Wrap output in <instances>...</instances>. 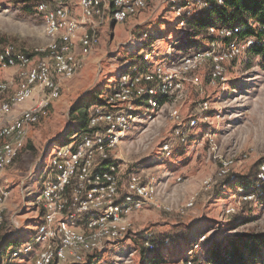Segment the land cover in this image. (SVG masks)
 Wrapping results in <instances>:
<instances>
[{
	"label": "rangeland",
	"instance_id": "1",
	"mask_svg": "<svg viewBox=\"0 0 264 264\" xmlns=\"http://www.w3.org/2000/svg\"><path fill=\"white\" fill-rule=\"evenodd\" d=\"M39 1L0 0V52L12 46L33 55L35 48L47 44L42 19L36 11ZM180 3V0H148L138 14L121 23L107 24L100 30L98 44L83 58L77 72L60 81L59 97L40 114L36 123L27 127L22 149L3 172L10 195L4 201L0 241L5 243L7 238L23 241L16 247L32 243L39 219L36 194L49 170L53 149L63 143L64 133H71L68 141L78 136L72 131L78 119L75 110L78 104L86 102L90 114L94 104L87 102L95 92L101 89L99 98L104 99L115 86L122 66L143 64L145 53L149 54L150 66L162 63L178 68L184 56L207 47L206 30L196 35L197 27L178 25L175 9ZM188 8L195 6L190 4ZM223 48L219 42L213 55L186 74L183 89L163 102L155 119L138 123L116 147L115 152L127 161L124 167L129 168L127 172L151 176L159 183L158 205L133 213L130 232L107 245L98 256L89 257L86 264H147L157 251L162 258L159 264H182L191 255L202 258V264H211L206 249L213 244L228 246L231 241L238 244V238L246 234L264 232V198L254 196L244 203L248 200L241 195L252 193L239 191L236 183H230L247 174L256 161L264 162V51L259 54L244 51L217 62ZM215 62L223 68L222 78L210 83ZM0 71L4 77L14 68ZM192 74L202 78L201 85L193 83ZM40 94L37 90L34 99L23 104L30 106ZM204 102L208 107L205 111ZM174 109L181 116L183 141L175 133L176 124L170 117ZM204 113L211 123L202 118ZM192 118L196 120L194 124L190 123ZM168 140L171 151L165 155L161 146ZM223 157L232 158L233 163L227 175L219 176ZM205 179H209L208 186L202 183ZM191 198L193 205L186 207ZM231 207L233 211L227 213ZM235 214L238 215L234 217ZM147 234L153 240H161L163 245L149 251L143 244ZM202 235L205 239L196 250L193 242ZM4 248L5 251L0 250V264L9 263L10 246ZM144 249L147 259H142ZM33 254L31 251L11 258V264H32ZM248 262L260 264L252 258Z\"/></svg>",
	"mask_w": 264,
	"mask_h": 264
},
{
	"label": "built area",
	"instance_id": "2",
	"mask_svg": "<svg viewBox=\"0 0 264 264\" xmlns=\"http://www.w3.org/2000/svg\"><path fill=\"white\" fill-rule=\"evenodd\" d=\"M147 2L40 0L36 11L42 19L47 44L35 48L33 55L12 46L0 52V70L14 68L8 78L0 71V227L4 223V201L10 195L2 174L22 149L27 127L36 123L40 114L59 97L60 81L71 78L81 67L83 58L98 44L100 30L109 23H121L138 14ZM190 4L207 6L203 0L195 3L188 0L182 5L184 8L180 3L175 9L179 26H186L185 15H190ZM248 24L254 25V22L249 20ZM243 27L209 24L207 47L184 56L178 68H169L162 63L150 66L149 54L145 53L143 66L149 65L147 68L118 72L106 104L92 109L87 131L53 149L47 165L49 170L36 194L39 222L32 243L15 247L8 264L12 263L11 258L25 256L31 251H34L32 264H86L89 257L99 255L107 245L130 232L133 213L158 205L159 183L151 176L134 172L123 178V167L115 149L138 123L155 119L163 104L161 99L167 101L180 92L186 74L213 55V48L219 42L224 48L217 62L238 56L260 42L254 35L238 37L235 33ZM258 30L262 31L264 27L259 26ZM217 62L210 83L222 78L223 68ZM190 78L196 85L202 84L198 75L192 74ZM12 88L14 90L10 92ZM37 90L41 94L33 104L11 115L20 104L33 100ZM207 108V102H204V111ZM170 117L176 124L175 133L180 134L183 141L179 111L172 110ZM202 118L211 123L207 113ZM195 121L192 118L190 123ZM161 149L163 154H170V140ZM220 163L218 175L225 176L233 159L223 157ZM256 176L264 182V162L259 165ZM202 183L208 186L210 182L205 179ZM238 190L244 191L241 187ZM252 197L253 194L241 195L243 200ZM192 205L193 198L185 204L186 207ZM231 211L233 207L227 209V213ZM150 238L151 234L144 236L143 244L152 250ZM204 239L205 235H202L193 244L194 249ZM182 264L201 263L186 258ZM261 264H264V258Z\"/></svg>",
	"mask_w": 264,
	"mask_h": 264
},
{
	"label": "trees",
	"instance_id": "3",
	"mask_svg": "<svg viewBox=\"0 0 264 264\" xmlns=\"http://www.w3.org/2000/svg\"><path fill=\"white\" fill-rule=\"evenodd\" d=\"M181 5H185L188 0H180ZM194 3L198 0H192ZM206 1L207 6L197 7L191 9L190 15L186 16V26L197 27L195 34H199L200 30H206L207 26L215 21H218L222 24L228 26L243 25L244 27L235 34L244 38L246 36L254 35L260 42L251 46L247 51L253 53H262L264 51V30L259 31V26L264 27V0H203ZM195 9V10H194ZM253 21L254 25H249L248 21ZM184 33V31H183ZM208 36H204V39H208ZM202 43V42H201ZM140 53V52H136ZM142 58V57H141ZM149 65L143 66L141 63H133L122 66V72H131L135 68L142 69L147 68ZM104 89V88H103ZM102 89V90H103ZM107 89V88H106ZM114 90L110 88L108 94H106L104 99L99 98V93L101 91L97 90L94 96L91 98L88 105L101 106L106 104L108 95ZM165 102V99H161L160 103ZM86 102L83 104H78L75 107V110L78 112V119L76 124H74L73 133L78 135L87 131V124L90 114H87ZM72 133V134H73ZM71 133L67 132L63 135V143L68 141V136ZM259 163H262V160L256 161L252 169L245 175H242L238 180L230 182L225 178L227 182L236 183L238 187L243 188V190L252 193L256 198H264V182H261L257 176V170ZM227 177V176H226ZM250 202L244 201V203ZM238 214H235L236 217ZM12 237V236H10ZM3 238V237H2ZM4 239V238H3ZM151 239V238H150ZM238 244L231 241V244L228 246H223L221 244H213L206 249L207 261L211 264H249L250 258L252 260L261 264L264 253H261V249L264 248V232L260 234H246L244 237L238 238ZM153 244L152 250H158L163 242L161 240L151 239ZM195 243V242H193ZM20 244V241L17 238H7V242L3 243V240L0 241V250L5 251V246H10V254L15 249L16 245ZM202 244V242H201ZM200 244V245H201ZM198 246L201 247V246ZM147 248V247H146ZM196 248V250H198ZM151 251L149 248H147ZM145 250H142V259H147L145 256ZM98 256V255H97ZM7 257L5 253L4 259ZM147 257V258H145ZM190 258L202 264V258L199 256L191 255ZM162 262L160 253L157 251L152 257L147 260V264H159Z\"/></svg>",
	"mask_w": 264,
	"mask_h": 264
},
{
	"label": "crops",
	"instance_id": "4",
	"mask_svg": "<svg viewBox=\"0 0 264 264\" xmlns=\"http://www.w3.org/2000/svg\"><path fill=\"white\" fill-rule=\"evenodd\" d=\"M2 74H3V72H2ZM10 74H12V73H10ZM10 74H7V76H9ZM7 76H4V77H7ZM11 76V75H10ZM9 76V77H10ZM8 78V77H7ZM14 90V88H12L11 90H10V92H12ZM26 104H20L17 108H16V110L15 111H13L12 113H11V115H16L21 109H23L24 107H26L25 106ZM116 155H117V157H118V159H119V162L121 163V166L123 167V173H122V175H123V178L128 174V173H130V172H127L128 170H129V168L126 166V169H124V167H125V163H127V161L121 156V155H118V153H116ZM123 161V162H122ZM134 167H138V165H135ZM2 176H3V178H4V173L2 174ZM5 179V178H4ZM6 181V180H5ZM5 184H6V182H5ZM37 222H39V219H38V221ZM20 241V240H19ZM23 242V241H22ZM21 241H20V243H22Z\"/></svg>",
	"mask_w": 264,
	"mask_h": 264
},
{
	"label": "water",
	"instance_id": "5",
	"mask_svg": "<svg viewBox=\"0 0 264 264\" xmlns=\"http://www.w3.org/2000/svg\"><path fill=\"white\" fill-rule=\"evenodd\" d=\"M53 139H55V138H53Z\"/></svg>",
	"mask_w": 264,
	"mask_h": 264
}]
</instances>
